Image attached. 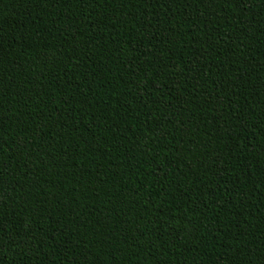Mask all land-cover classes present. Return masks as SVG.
<instances>
[{
  "label": "trees",
  "instance_id": "obj_1",
  "mask_svg": "<svg viewBox=\"0 0 264 264\" xmlns=\"http://www.w3.org/2000/svg\"><path fill=\"white\" fill-rule=\"evenodd\" d=\"M0 264H264V0H0Z\"/></svg>",
  "mask_w": 264,
  "mask_h": 264
}]
</instances>
